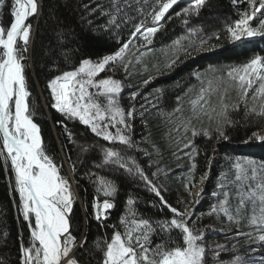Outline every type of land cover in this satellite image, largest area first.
Instances as JSON below:
<instances>
[{
  "label": "snow or ice",
  "instance_id": "6c2138e0",
  "mask_svg": "<svg viewBox=\"0 0 264 264\" xmlns=\"http://www.w3.org/2000/svg\"><path fill=\"white\" fill-rule=\"evenodd\" d=\"M179 3L180 0H143V6L137 9L143 18L132 23L128 40H118L120 46L114 52L96 60L82 58L70 70L61 71L48 80L47 88L53 101L51 107L66 120L79 121L108 144H119L126 150L136 148L132 123L136 108L121 105L125 84L114 78V74L120 68H129L131 61L125 63V60L133 47L136 52L131 54L136 62L153 52L149 45L162 27V21L172 18L171 10ZM207 3L208 0H190L175 13L176 17H182L187 34L161 50L166 58L165 68H173L181 56L191 57L201 50L218 46L211 41L219 40V33L205 35L202 28L190 26V18L199 16ZM231 3L238 7L237 18L225 24L226 39L234 43L264 38V0H231ZM4 6L6 0H0V7ZM125 6L131 7L128 0H110L111 12L99 7L100 14L109 17L106 31L120 28L118 21ZM40 7V0H11L10 23L0 22V157L6 163L10 161L15 191L20 198L18 210L24 221L29 222L28 240L19 244L18 264H93V261L95 264H206L205 229L197 227L199 218L191 219L192 207L200 203L203 185L208 179V173L201 175L198 190L191 191V188H197L192 182V173L197 168L195 138L227 139L226 127L236 123L231 119V113L241 108L245 119L251 116L264 120V54L255 53L238 64L209 65L203 72L194 71L191 75L197 83L176 97V106L171 112L160 113L173 126L166 136L175 139L176 151L191 149L184 155L191 161L185 189L192 200L183 211L167 202L134 158L126 157L115 147L101 146L102 159L96 167L115 165L129 174L138 175L159 198L160 204L168 208L171 216L164 219L144 216L136 207L137 199L130 193L118 224H107L110 211L116 207L118 186L112 179L91 174L95 176L97 193L91 205L94 218L111 232L98 236L89 244L87 235L78 237L74 234L71 213L75 197L70 180L61 174L62 166H58L48 153L30 103L24 61L32 40L30 18L39 14ZM92 11L96 12L97 8ZM130 21L134 18L124 13L123 23ZM62 35L58 33V36ZM141 39L143 43L136 46V41ZM62 54L66 61L70 58L69 52ZM109 70L113 75H103ZM143 83L148 84L149 80ZM136 98L137 93L133 92L131 99ZM140 115L143 117L144 112ZM65 131L71 141L73 134L67 127ZM173 132L177 134L175 138ZM253 135L257 140H264V135ZM143 139L147 141L148 137ZM154 149L159 155V148L154 145ZM88 150V146H81L82 152ZM145 155H149L146 150ZM232 171L231 179L228 174H222L218 180L220 191H214L213 196L222 198H218L207 215L219 217L222 214L235 225L246 220L256 235L252 232H238L237 235H247L250 241L264 244V164L237 158ZM72 172L75 173L74 166ZM233 198L238 199L235 209L230 203ZM0 243L7 244V233L0 237ZM216 248L223 249L224 245L217 244ZM242 260L241 256H236L231 264H242ZM0 264L10 262L0 256Z\"/></svg>",
  "mask_w": 264,
  "mask_h": 264
},
{
  "label": "trees",
  "instance_id": "16d2710c",
  "mask_svg": "<svg viewBox=\"0 0 264 264\" xmlns=\"http://www.w3.org/2000/svg\"><path fill=\"white\" fill-rule=\"evenodd\" d=\"M188 2L190 0H180V3L171 10L172 18L162 21V27L153 38V43L149 45L151 49L155 47L151 54L143 57L141 62H136L135 57L131 54L136 52V47H133L125 60L127 63L126 61L131 57L132 61L129 68L127 70L120 68L114 74V78L120 80L123 78L124 81L123 79L122 81L127 84L130 80L132 84H135L150 77H157L156 81L136 92L137 98L135 100L131 99V94H121L120 102L123 107L134 106L136 108V115L132 123L134 125L133 139L137 142V147L126 150L121 145L122 147L117 149L126 157L134 158L137 164L143 167L145 174L154 182L167 202L178 209L180 207L185 208L192 200L185 189L189 172L184 177L175 168L177 156L182 155L176 153V156L173 155V152H176L177 143L175 139H169L166 136V133L172 129V125L160 113L171 112L176 106V97L181 95L191 84L197 83L191 75L194 71L203 72L209 65L226 66L242 63L255 53H264V40L260 38L238 41L229 45L224 27L226 23L237 18L238 7L234 6L231 0H208L200 15L190 18V26H200L205 35L213 32L219 33L221 38L211 41L212 44L218 46L207 53L199 52L191 57L181 56L180 61L173 68H165L166 58L161 54V50L169 48L175 40L187 34V28L182 23V17H176L175 13L187 6ZM128 3L131 7L125 6L120 14L118 21L120 28H112L111 31H106L105 26L109 17L101 15L99 7L103 6L105 12H111L110 0H40L41 11L35 27L29 66H27V62H24L26 64V79L31 92L30 103L35 112L34 121L41 128L44 145L48 153L55 158L57 165L62 166L61 174L68 179L71 178L74 184L76 183L75 187H72L75 197L73 212L71 213L74 234L78 237L82 234L87 235L89 244L98 236L111 232V229L101 227L100 222L94 218L91 205L93 199L97 197V193L95 176L91 174L112 179L118 186V194L115 198L116 207L110 211L107 224H118L122 207L130 193L137 199L136 207L144 216L153 219H164L171 216L168 208L160 204L159 198L150 193L148 189L145 191L136 185V180H130V176L125 173V170L119 169L115 165H108L104 168L96 167V164L100 163L102 159L101 146L111 147V145L95 137L79 121L66 120L61 113L52 109L53 101L50 90L47 88L49 79L61 71L70 70L71 66L78 64L80 59L96 60L114 52L120 46L118 40H128L132 23L139 22L143 18L137 11L143 6V0H128ZM94 7L97 8L96 12L92 11ZM9 12L10 4L7 1L6 6L2 8L3 17L7 16ZM124 13L127 14V17L134 18V21L127 24L123 23ZM58 33H63V35L58 36ZM140 43H143L142 39L136 41V46ZM141 51H146V49ZM64 52L70 53V58L67 61L62 54ZM110 72L109 70L105 74ZM128 74L131 75L127 77ZM160 76L162 77L160 78ZM156 89L162 91L156 92ZM149 95H152V98L156 100L155 107H152L151 102L148 101ZM233 98H235L234 94ZM44 112L47 113L48 120L52 121L55 127L56 137L54 136V138L48 122L44 119ZM141 112H144L145 116L141 117ZM231 119L236 123L231 127H226L227 139H219L218 141L215 137L212 139H203L201 136L195 138V145L199 147L195 155L197 168L192 173V178L203 175L208 168V156L217 141L220 162L223 161L224 157H227L234 159V161L237 158H247L256 161L257 164H264V140H257L253 135V133H260L264 130V120L251 116L245 119L243 108L237 112H232ZM65 127L73 134L71 141ZM144 137H148V140L145 141ZM173 138H175L174 135ZM154 145L159 148V155H157ZM81 146H88L89 150L82 152ZM145 150L149 155H145ZM189 161L188 159L183 161L182 166L188 168ZM148 162H152V164H148ZM157 162H162L161 165L166 173L162 174L156 170ZM73 166L75 167L74 174L72 172ZM216 167L217 165L211 168L209 181L211 183L208 186V194L200 198V203L194 207V216L191 217L192 220L199 218L197 227H203L205 230L216 226L217 219L220 221L228 220L222 214L219 217L207 215L211 206L218 202V198H222L213 196L214 191L217 193L220 191L218 180L222 174L229 175V171L222 172ZM230 170L232 171V169ZM96 171H98L97 174ZM152 173H156V175L153 176ZM230 176L232 177V174ZM231 177L229 178L231 179ZM100 199L103 197L101 196ZM78 201L81 203L82 213L77 205ZM19 202L20 198L15 191V179L11 164L10 162L6 163L0 157V237L7 233V244L0 243V256L8 259L10 264H18L19 244L21 242L26 243L29 236V222L24 221L20 214ZM230 203L235 209L238 199L233 198ZM83 211L87 218L85 223L81 217ZM240 224H243L246 232L251 230L246 220ZM218 234L220 233L216 234L215 239L219 238ZM254 235L256 233L253 230ZM207 238L209 237L207 236ZM246 242V240L240 239L239 244H234L235 248H229L238 252L245 251ZM252 244L251 248H253ZM257 245L262 258L256 261L248 255V251L245 252V259L242 264H264V244L258 243ZM225 258V255L220 257L221 260Z\"/></svg>",
  "mask_w": 264,
  "mask_h": 264
},
{
  "label": "rangeland",
  "instance_id": "374dc122",
  "mask_svg": "<svg viewBox=\"0 0 264 264\" xmlns=\"http://www.w3.org/2000/svg\"><path fill=\"white\" fill-rule=\"evenodd\" d=\"M8 3L10 4L11 3V0H8ZM40 11H41V8H40ZM38 16H35L31 19L30 23L32 24V40L29 44V52L27 54V59L26 61L24 62H27V66H29L30 64V50L32 48V42H33V39H34V34H35V27H36V24H37V19H38ZM1 17V16H0ZM1 22V21H0ZM6 24H9V23H6ZM200 27V26H198ZM256 38H260V37H256ZM255 39V38H254ZM260 39H263L264 38H260ZM143 42V41H142ZM236 43V42H234ZM232 42H229V45H232L234 44ZM155 48V47H154ZM153 48V50H154ZM142 50V49H141ZM213 50V49H212ZM211 50H207V49H204V50H201L200 52L202 53H207ZM264 54V53H263ZM132 61L131 57L128 58V60L126 61L128 63V61ZM134 64V63H133ZM130 65V64H129ZM111 71V70H110ZM125 71V70H124ZM104 75H113L112 72L108 73V74H104ZM129 75L131 74H128L127 77H129ZM115 76V75H114ZM162 76H160L161 78ZM156 78L157 77H150L148 78L147 80H149V83L148 84H144L143 82H136L135 84H132L131 80L129 81V83L127 84L126 82H123L124 79L121 78V80L123 79V83L125 84V88L123 89L122 91V94H132L133 92H137L140 88H143V87H147V85H150L151 83H153L154 81H156ZM117 79V78H116ZM153 96L152 95H149L148 97V101L151 102V106L152 107H155V99L152 98ZM55 110V109H54ZM149 111V110H148ZM44 119L48 122L49 124V127L51 128V131H52V135H53V138L54 136L56 137V131H55V127L52 123V121H49L48 118L49 116L47 115L46 112H44ZM145 116V115H144ZM173 127V126H172ZM199 127V125H198ZM260 135H264V130H262L260 133H258ZM173 135L176 137L177 134L174 132ZM188 135H191L190 133H188ZM95 136V135H94ZM96 137V136H95ZM203 139H205V137L201 136ZM207 139V138H206ZM219 141V140H218ZM217 141V142H218ZM215 143L218 144V143ZM111 145V144H110ZM213 146L214 148H212L209 156H208V161H207V166L208 168L205 170L204 173H208V179L204 182V192L201 194V197L202 198L203 196L207 195L208 194V186L211 182L210 179H211V168H213L214 166L217 165L216 168H219L220 171L222 172H227L229 171V177L230 174L233 175L232 171L230 169H232V164L235 162L234 159H231V158H227V157H224L223 158V161L221 160L220 162V153L218 151V147L217 145L216 146ZM111 147H115V148H119V147H122L121 145L119 144H116V145H111ZM177 147V146H176ZM180 147L182 148V145H180ZM199 147V146H198ZM197 145H196V148L198 149ZM184 152H191V149H185ZM184 152H180V151H176L175 153L176 154H181L182 157L181 159L175 161V159L173 158V161L177 162L175 164V168H177L180 172V174H183L184 177L185 175L188 174L189 170H190V161H189V166L188 168H186L185 166H182V162L185 161L186 159L189 160L188 156L184 155ZM176 156V155H174ZM212 157V158H211ZM215 158V159H214ZM180 161V162H179ZM168 162H172V161H168ZM158 163V162H157ZM162 163V162H161ZM161 163H158V166L156 167V170L157 169H160L159 172H161L162 174L166 173L165 172V169L164 167L161 165ZM148 164H152V162H148ZM209 164V165H208ZM141 166V165H140ZM142 167V166H141ZM143 168V167H142ZM69 170V169H68ZM218 170V169H217ZM98 171H96V174H97ZM70 173V172H69ZM127 175L130 176V180L132 181H135L136 180V185H139V187L143 190L145 189H148V187L145 185V183L140 179V177L138 175H133V174H128L127 172H125ZM203 173V174H204ZM219 173V171H218ZM200 176H195L194 178H192V182L193 183H196L197 184V188H191L192 189V192L195 193L197 190H198V187H199V180H200ZM70 180V179H69ZM70 183H71V186H72V182L70 180ZM76 184V183H75ZM73 187V186H72ZM95 187V186H94ZM146 191V190H145ZM148 191L150 193H152L149 189ZM183 191V190H182ZM72 192H73V189H72ZM184 192V191H183ZM154 194V193H152ZM155 195V194H154ZM187 195V194H186ZM126 201V200H125ZM77 205L79 206V208L81 209L80 205V201H78ZM148 205H150V203H148ZM187 206V205H186ZM197 206V204H195L193 207H192V211L194 210V207ZM180 210H184V208L180 207L179 208ZM81 213H82V209L80 210ZM124 211V206L122 207V213ZM210 211V210H209ZM121 213V214H122ZM194 216V215H193ZM82 217V220L83 222L85 223L86 221V217H85V213L83 211V214L81 215ZM227 219V218H226ZM216 226H214L212 229H206L205 230V237H206V240H205V244H206V264H231V262L235 259L236 256H241L243 258V260L245 259V252H248V255L250 257H253L254 260L256 261H259L261 257V255L259 254L260 251H259V248H258V243L259 242H255L253 243L252 241L249 240L248 236L247 235H237V233L239 232L238 230H240L241 232L239 233H248V232H252L253 233V229L251 228V230H249L248 232H246V230H244L243 228V224H239V226L233 224L231 221L229 220H226V221H223V220H219L217 219L216 220ZM219 221V222H218ZM245 220H243L242 222H244ZM119 222V220H118ZM247 222V221H246ZM215 224V223H214ZM213 233V234H212ZM217 233H220L218 234L219 235V238L218 239H215L214 237L216 236ZM173 235H175L173 233ZM207 236L209 238H207ZM255 236V235H254ZM240 239H244L246 240V250L245 251H242V252H238V251H235V249H230L229 247H233L234 244H239V241ZM253 243V244H252ZM217 244H221V245H224V248L223 249H218L216 248V245ZM251 244H252V247L251 248ZM261 244V243H259ZM260 246V245H259ZM253 249V251H252ZM222 255H225V259L221 260L220 257ZM242 260V262H243Z\"/></svg>",
  "mask_w": 264,
  "mask_h": 264
},
{
  "label": "flooded vegetation",
  "instance_id": "af4514ba",
  "mask_svg": "<svg viewBox=\"0 0 264 264\" xmlns=\"http://www.w3.org/2000/svg\"><path fill=\"white\" fill-rule=\"evenodd\" d=\"M1 21L6 24V23H10L11 21V17H10V12L7 13V16L3 17V15L1 16Z\"/></svg>",
  "mask_w": 264,
  "mask_h": 264
},
{
  "label": "clouds",
  "instance_id": "9594fccd",
  "mask_svg": "<svg viewBox=\"0 0 264 264\" xmlns=\"http://www.w3.org/2000/svg\"><path fill=\"white\" fill-rule=\"evenodd\" d=\"M8 0H6V2H7ZM2 8L3 7H0V16H2ZM0 21H1V17H0ZM31 21V20H30ZM2 22V21H1ZM52 109H54V108H52ZM10 162V161H9ZM13 174V173H12ZM14 177V176H13ZM70 180H71V182H72V186H73V188L75 187V184H74V182L72 181V179L71 178H69Z\"/></svg>",
  "mask_w": 264,
  "mask_h": 264
},
{
  "label": "bare ground",
  "instance_id": "6f19581e",
  "mask_svg": "<svg viewBox=\"0 0 264 264\" xmlns=\"http://www.w3.org/2000/svg\"><path fill=\"white\" fill-rule=\"evenodd\" d=\"M212 158V157H211ZM215 159V158H214ZM209 165V164H208ZM208 173H210V172H208Z\"/></svg>",
  "mask_w": 264,
  "mask_h": 264
},
{
  "label": "water",
  "instance_id": "95a60500",
  "mask_svg": "<svg viewBox=\"0 0 264 264\" xmlns=\"http://www.w3.org/2000/svg\"><path fill=\"white\" fill-rule=\"evenodd\" d=\"M31 19H32V18H31ZM31 19H30V20H31ZM12 173H13V172H12ZM13 176H14V174H13Z\"/></svg>",
  "mask_w": 264,
  "mask_h": 264
}]
</instances>
